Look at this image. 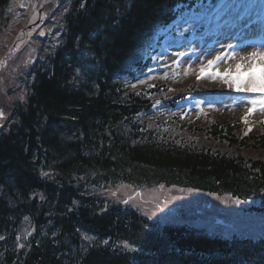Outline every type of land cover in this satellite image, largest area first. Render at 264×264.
Wrapping results in <instances>:
<instances>
[{"label":"trees","instance_id":"16d2710c","mask_svg":"<svg viewBox=\"0 0 264 264\" xmlns=\"http://www.w3.org/2000/svg\"><path fill=\"white\" fill-rule=\"evenodd\" d=\"M173 1L85 0L64 17L65 43L36 62L26 99L7 107L0 129V264H134L114 242L133 249L138 264L213 256L177 231L161 248H145L142 214L106 201L110 187L173 184L264 201V127L229 117L188 122L173 100L160 112L153 106L169 85L160 78L121 87L122 60ZM9 2L0 0V29ZM24 216L31 233L17 249ZM89 232L94 248L83 240ZM119 250L125 260L115 258Z\"/></svg>","mask_w":264,"mask_h":264},{"label":"rangeland","instance_id":"374dc122","mask_svg":"<svg viewBox=\"0 0 264 264\" xmlns=\"http://www.w3.org/2000/svg\"><path fill=\"white\" fill-rule=\"evenodd\" d=\"M41 1L39 3V5L36 7V2L37 0H16V4L19 5V9H24L26 10V13H23L21 11H19L18 13V17L19 20L14 22H8L6 25L2 26L0 29V54L4 51H6L8 48L10 49L11 47L15 46L17 44V47L20 48V50L22 52H32L35 49V45L31 44V43H36L38 44V38H41L43 36H47V34L50 36L52 42L53 41H59L60 39V33L55 31L54 28L47 27L45 26L44 28L42 27H38V29L36 31L33 32L34 28L31 29H27L26 26L29 23L35 22V20L38 18V9L39 7L43 4L46 3L48 0H39ZM43 18V17H41ZM28 30V31H26ZM24 31H26L24 33ZM32 38L33 40H29L28 38ZM49 40V39H48ZM26 42H31L30 44H27ZM6 46V49H4V47ZM264 52V48L263 49H259V50H253L249 53L252 52ZM248 52L246 53H242L239 54L238 56H236L235 58L231 59L229 62L223 64L222 66L219 67V70H223V69H228V70H232L235 71V66L236 64H242L245 65L247 64V60H248ZM170 57V55L167 56V59ZM6 57L4 56L3 58H1V62L5 59ZM172 58V56L170 57V59ZM25 60H20L18 62L19 64H24ZM13 69V67L9 66L8 71L11 72V70ZM16 70V69H15ZM182 79V83L183 84H188V81L191 79L190 76L188 75H184L181 77ZM210 79L208 81H204L203 84L208 86V87H213L219 83H214V82H209ZM14 83L10 77V74L8 75H2V78L0 79V88L5 91V90H10L13 89ZM226 84L224 83L222 87H224ZM3 91L0 92V99L3 100L4 96H3ZM12 93V92H11ZM246 102V101H245ZM249 106H251V103H248ZM215 113H221L224 112V110H222L221 108L216 109L213 108L212 109ZM239 111V110H237ZM236 111V112H237ZM260 118V117H258ZM204 201H208V208L212 209L213 211H221L220 214H228L231 210L230 207V202L226 201L228 205L225 204V202L223 201V197L216 199V198H212V197H203L202 195H197V196H193L191 198V205L192 208L189 209L191 212H204V209L202 207V203ZM171 212H174V206L170 207ZM167 209H164V212H166ZM188 210H185V212H187ZM211 211V212H213Z\"/></svg>","mask_w":264,"mask_h":264},{"label":"snow or ice","instance_id":"6c2138e0","mask_svg":"<svg viewBox=\"0 0 264 264\" xmlns=\"http://www.w3.org/2000/svg\"><path fill=\"white\" fill-rule=\"evenodd\" d=\"M213 63L214 61L210 60L206 66H202L200 74H204L206 68L211 69ZM212 75L213 78L220 76L224 83L230 88H235L237 91L261 93L258 98L251 99L250 103L254 106L259 105L261 110H264V52L256 51L249 53L246 66L239 63L236 64L234 73L225 70L223 74L216 72ZM199 78L200 75L197 76V79ZM248 111L250 112L252 109ZM125 246L127 247V245Z\"/></svg>","mask_w":264,"mask_h":264},{"label":"bare ground","instance_id":"6f19581e","mask_svg":"<svg viewBox=\"0 0 264 264\" xmlns=\"http://www.w3.org/2000/svg\"><path fill=\"white\" fill-rule=\"evenodd\" d=\"M21 102H24V101L22 99L17 98L13 92L11 93V91H7L6 97L3 101V105L5 107H8V106L17 105Z\"/></svg>","mask_w":264,"mask_h":264}]
</instances>
